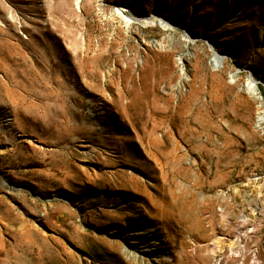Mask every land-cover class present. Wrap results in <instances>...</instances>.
Returning a JSON list of instances; mask_svg holds the SVG:
<instances>
[{"label": "rangeland", "instance_id": "1", "mask_svg": "<svg viewBox=\"0 0 264 264\" xmlns=\"http://www.w3.org/2000/svg\"><path fill=\"white\" fill-rule=\"evenodd\" d=\"M249 80L264 0H0V264H264Z\"/></svg>", "mask_w": 264, "mask_h": 264}, {"label": "bare ground", "instance_id": "2", "mask_svg": "<svg viewBox=\"0 0 264 264\" xmlns=\"http://www.w3.org/2000/svg\"><path fill=\"white\" fill-rule=\"evenodd\" d=\"M125 12H126L125 10L120 9V8H118L116 10V14L119 17L120 16L121 17H123V16L125 17ZM124 17H123V19H124ZM144 24L161 25L163 29H165V30H171V27L169 25H165V24L161 23L160 21H158L157 19H149L148 21L146 20L144 22ZM247 91L249 92V94L252 97H254V98H256V99H258L260 101V103L258 104V107L260 109V112H259V115L257 117V127L260 128V129H263L264 128V100L262 99L261 95L259 94L258 86L256 84H254L253 81H250L249 80V82L247 84ZM182 160H183V157H181V156L173 157V159L171 160V163H174V162H177V161L178 162H181ZM164 260H169L168 257H166V255H164Z\"/></svg>", "mask_w": 264, "mask_h": 264}]
</instances>
